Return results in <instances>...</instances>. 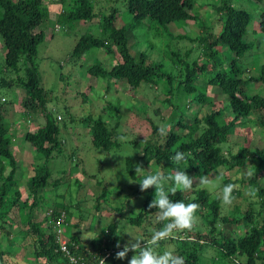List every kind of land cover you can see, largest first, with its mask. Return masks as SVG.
<instances>
[{
	"label": "trees",
	"instance_id": "obj_1",
	"mask_svg": "<svg viewBox=\"0 0 264 264\" xmlns=\"http://www.w3.org/2000/svg\"><path fill=\"white\" fill-rule=\"evenodd\" d=\"M256 1L264 4V0ZM62 3V10L57 15L59 23L90 21L100 17L99 32L95 34L88 30L83 33L70 56L75 62L93 49H104L115 61L114 64L111 68L104 63L94 64L89 67L88 73L100 81H107L106 92H111L114 88L113 83L122 80H125L132 89H139L143 84H163L168 94L163 103L172 109L168 120L170 125L166 131L159 134V127L153 123V134L144 140L143 154L140 158L154 160L157 164L156 170L165 175L176 170L173 162L169 160L176 151L185 153L186 160L182 161L181 167H187L185 170L188 174L196 177L210 175L224 166L231 169L242 168L250 159H255L256 155L259 156L257 158L260 166L264 167V150L252 152L247 141L239 146L236 153L231 148L225 149L230 137L235 134L238 127L246 126V121L252 114L257 113V122L264 128V94L261 90L252 91L253 87L258 86L261 89L264 84V62L257 67L256 74L246 76L247 67L241 60L255 45L247 39L249 25L253 20V15L249 11L223 0L217 7L220 12L221 29L215 32L198 13L194 12L197 0H126L125 8L130 19L122 25L118 23L116 8H111L110 13H97L94 0H62ZM50 17L51 12L46 0H0V39L6 47L4 62L0 64V86H9L16 82L25 89L21 103L25 109L23 118L28 123H31L30 116L36 113L42 114L45 119L37 129L27 131L25 134L26 141L45 161L42 164H32L33 174L24 185L17 178L19 161L11 148L14 136L7 114L12 102H7V99L0 100V221L6 222L8 219L12 224L13 220L9 214L18 209V215L23 221H27L29 226L27 230L22 231L24 236L30 235L34 239L33 258L44 262L43 264H66L68 258L59 250L51 222L65 211L66 231L69 208H66L64 203H57L52 208L45 207L40 222L33 212L44 206L46 190L57 187L62 181V178L53 177L49 166L51 158L63 151L60 119L54 110L49 108L51 91L43 87L37 62L38 47L45 39L44 31L37 29ZM181 21L199 22L202 31L196 37L188 34L174 35L169 27ZM258 27L264 33V9L261 11ZM143 29L155 37L165 38L164 55L178 67L177 74L165 70L162 61L154 60L148 50L137 52L133 50L130 32L137 35ZM142 39L141 35L136 43L146 44V40ZM171 39H189L197 42L201 48L203 62L200 63V59L190 61L188 57L191 50L187 51L185 56L173 50ZM148 42L149 49H154L153 42ZM21 70L24 71L23 74ZM5 74H15L16 79L10 82L13 80H6ZM209 86L221 89L222 94L227 97L225 105L216 107L214 98L208 94ZM93 89V86H90V92H84V95L88 98ZM116 103L107 102L109 108L102 110L101 113L106 115V121L102 115L87 118L91 145L95 149L109 152L119 149L122 145L117 137L121 117L119 105ZM206 106H209L208 109ZM227 115H232L233 118L227 120L229 117ZM187 118L190 119L189 122ZM137 143L135 139L133 144L136 147L139 146ZM135 167L132 160H128L127 175L133 180H139L143 174L137 176ZM258 177L255 175L248 180L223 179L224 184L232 183L235 186L233 188L235 196H242L243 187L250 186L254 193L251 194L258 199L255 203L261 205L257 211L255 204L251 202L238 216L223 214L221 197H213L205 188H195L192 194L186 190H177L175 194H170L174 200L196 202L199 205L196 215L201 214L209 226L208 232L205 234L198 232L195 238L191 235L178 236L179 243L175 253L184 257L185 264H199L205 247L218 250L223 258L233 261L241 259L237 264H264V218L262 220L259 218L263 217L264 212V186L258 182ZM76 185L79 187L81 182L77 180ZM146 190L147 195L140 210L128 217V223L139 230L144 228V236L150 238L152 233L149 225H155V229H158L163 221L156 220L154 223L158 210L149 207L154 198L155 186H150ZM107 197V189L104 188L102 194L97 196L96 207L100 208L102 201L107 202ZM117 209L123 211L120 206ZM50 210L52 212L48 214ZM219 221L226 225H234L239 230L225 235L218 230ZM108 232L112 239L105 243V248L89 249L78 235L68 238L69 246L72 252L83 257L88 263L95 262L97 253L106 256L107 262L110 255L107 256L106 249L109 245L115 244L117 225L114 223L109 225ZM169 238L175 239L172 235H169ZM165 240L167 238L159 243ZM15 242L17 239H10L12 244L8 249L10 252L0 251V264H7L5 255L12 254Z\"/></svg>",
	"mask_w": 264,
	"mask_h": 264
},
{
	"label": "rangeland",
	"instance_id": "obj_2",
	"mask_svg": "<svg viewBox=\"0 0 264 264\" xmlns=\"http://www.w3.org/2000/svg\"><path fill=\"white\" fill-rule=\"evenodd\" d=\"M51 12L50 19L44 23L38 30H43L45 39L38 47L37 62L39 65L40 74L42 77L43 87L51 92V100L49 108L54 110V113L59 117L61 126V138L64 141L63 151L61 154L56 153L49 162L50 169L54 178H62V181L57 187H50L44 194V206L41 209H35L33 212L40 222L43 219L45 211L43 208L53 207L57 203H64L66 208H69L68 214V229H66V237L78 235L87 245L89 249L96 250L99 247L105 248V243L111 240L109 236V225H117V239L114 246L106 249L110 250V258L105 264H128V260L134 254L129 251L124 258H119L116 253L122 249L123 244L129 239L128 233L119 234L123 227L127 226L130 231L135 234L144 236L145 229H136L128 223V217L136 214L147 195V190H142L140 183L128 177L127 162H132L137 166H142L141 171L137 176L154 171L157 169V164L154 160L142 159L144 140L153 134V123L156 124L161 134L166 131L171 117V108L164 105V100L168 94L164 90L163 84L149 85L143 84L139 89H132L125 81L113 83L114 88L106 92V80H98L88 73L90 66L97 63H104L108 68H111L115 61L109 57L104 49H93L78 61L71 59V53L79 40L80 36L88 30L97 34L99 32L100 17H96L90 21H76L73 23H59L57 21L58 12L62 10V0H46ZM126 0H94L95 10L97 13H110L111 8L118 10V23L120 25L128 22V12L125 8ZM223 0H197L195 13L200 15V18L209 24L211 30L218 32L221 29L220 12L217 7ZM236 7L243 8L253 15V20L249 25V33L247 39L254 42L252 48L245 58H242V63L247 67L246 76L256 74L257 67L264 62V33L259 30V21L261 11L264 9V4L256 0H228ZM67 4V2H66ZM170 31L174 35L188 34L191 37H196L202 31L199 22L181 21L170 25ZM147 30H141L137 35L130 32L131 44L134 51L148 50L154 60H161L164 64V69L170 73L177 74L178 67L174 65L168 56L164 55L165 38L155 37ZM142 41L145 39L146 44H138L139 38ZM153 42L154 49H149L148 41ZM170 44L173 50L179 51L183 56L191 50V55L188 57L190 61L200 59L203 62L201 48L197 42L189 39H171ZM6 53V47L3 46L0 39V64H2L3 56ZM22 63V62H21ZM257 64V65H256ZM23 74L24 71L21 70ZM6 80L16 79L15 74H5ZM10 86V87H9ZM9 86H0V100L7 99L11 101L7 120L12 125L11 133L13 137L12 151L19 161V169L17 178L21 183H26L31 173L32 164H42L45 160L38 155L34 147L25 139L27 131H34L39 125L44 123V117L40 113L30 116L31 123H28L24 116L25 109L22 106L21 100L25 95V89L18 84L13 83ZM90 86H93V93L88 98L84 92H90ZM261 92L264 94V84L261 89L256 86L252 91ZM208 94L214 98L216 107L225 105L227 97L222 94L219 87H208ZM86 98V99H85ZM120 101V102H119ZM107 102H114L119 105L120 113V128H118V138L122 143L119 149L113 151H104L95 149L91 145V136L88 127V117L103 116L106 121V115L102 112L109 108ZM209 106H206L208 109ZM194 110V109H193ZM191 116L189 113L188 117ZM229 116V115H227ZM232 115L227 118L231 120ZM112 119V118H110ZM113 120V119H112ZM115 120V119H114ZM189 122L190 119L187 118ZM258 115L254 113L246 121L245 127H238L230 137V141L225 145V149L231 148L234 153L237 152L239 146H242L247 141L251 147V151L264 150V128L258 124ZM115 122V121H114ZM14 124V125H13ZM125 137V139H121ZM138 142V147L133 143ZM259 156L255 159H250L242 168L231 169L224 166L208 175L209 179L215 182L219 178V184L215 189L209 191L204 185L199 182V177L192 174L194 177L193 186L186 190L192 194L196 188L207 189L213 197H222V188L224 178H242L244 180L251 179L258 175V182L264 186V167L260 166ZM65 170V171H64ZM64 171V172H63ZM79 180L81 185L78 187L76 181ZM170 183V182H169ZM23 185V184H22ZM107 189L108 200L101 203V207H96L97 196L102 194L103 189ZM251 193L250 186L243 187L242 196H235L231 204L222 202V213L225 215H240V211H245L251 202H253L260 210V203H255L258 199ZM254 194V193H253ZM60 206V205H59ZM122 207L123 211H119L117 207ZM13 223L11 224L6 219V222L0 221V251H8L12 244L10 239H17L13 244L12 254L5 255L7 264H43L42 261H37L33 258V237H25L22 231L29 227L27 221H23L18 215V209L13 210L9 214ZM259 217L260 220L264 218ZM212 216L210 217V219ZM156 223V219L153 221ZM155 225H149L150 232L155 229ZM218 230L224 232L225 235L231 234L233 231L239 230L234 225L223 224L218 222ZM209 226L205 223L202 215H196V219L191 228L183 230H174L170 235L175 239L167 238L164 242L158 243L157 250L169 249L176 251L178 246V236H197L198 232L205 234L208 232ZM10 232V235H8ZM195 238V237H194ZM147 239V238H146ZM93 240L95 242L93 243ZM120 242V247H117V242ZM244 259V258H243ZM242 259V260H243ZM236 261V262H235ZM235 261L220 256V252L213 247H205L201 253L199 264H237L241 259ZM13 262V263H12Z\"/></svg>",
	"mask_w": 264,
	"mask_h": 264
},
{
	"label": "clouds",
	"instance_id": "obj_3",
	"mask_svg": "<svg viewBox=\"0 0 264 264\" xmlns=\"http://www.w3.org/2000/svg\"><path fill=\"white\" fill-rule=\"evenodd\" d=\"M3 100V98H2ZM125 139V137H121ZM176 168L174 173L163 174L159 170L149 171L143 174L138 181L142 190L155 186L154 198L151 200L149 207L158 210L157 221H163L161 227L155 229L150 238H144L130 231L127 226L123 227L119 233H128L129 239L123 244L121 250L116 253L119 258L126 257L129 251L134 254L128 260V264H185L182 255L176 254L169 249L157 250L159 241L169 237L174 230H183L191 228L196 219V210L199 205L196 202H185L183 199H172L170 194H175L177 190H188L193 186L194 177L190 176L185 170L187 167H181L182 161L186 160L183 151H176L169 157ZM142 166L135 167L136 173L141 171ZM171 182V183H169ZM199 182L209 191H212L219 184V178L215 182L209 179L208 175L199 177ZM232 183L223 185L222 202L231 204L233 199ZM120 247V242H117ZM100 264H105L103 258Z\"/></svg>",
	"mask_w": 264,
	"mask_h": 264
},
{
	"label": "built area",
	"instance_id": "obj_4",
	"mask_svg": "<svg viewBox=\"0 0 264 264\" xmlns=\"http://www.w3.org/2000/svg\"><path fill=\"white\" fill-rule=\"evenodd\" d=\"M5 100V98H3ZM51 210L48 212V214H51ZM65 221H66V212L62 211L59 214V218L56 220H53L51 222L52 230L56 235V243L58 244L60 252L65 255L68 258V262L66 264H91L84 260L83 257L76 255L74 252H72L70 246H69V240L65 236ZM110 255V250L107 251V256ZM101 258L104 259L106 263V256H101L99 253L96 254L95 262L92 264H100Z\"/></svg>",
	"mask_w": 264,
	"mask_h": 264
}]
</instances>
